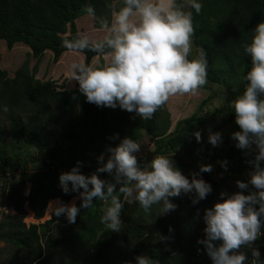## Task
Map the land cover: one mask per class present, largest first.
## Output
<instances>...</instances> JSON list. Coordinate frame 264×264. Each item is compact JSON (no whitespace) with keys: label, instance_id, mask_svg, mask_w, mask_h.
<instances>
[{"label":"trees","instance_id":"1","mask_svg":"<svg viewBox=\"0 0 264 264\" xmlns=\"http://www.w3.org/2000/svg\"><path fill=\"white\" fill-rule=\"evenodd\" d=\"M111 2L114 0H0V41H4L8 49L23 44L29 50L18 69L9 74L0 69V105L8 109L7 112L0 109V118L8 122L14 140L22 139L37 150L33 157L10 160L5 131L0 124V179L11 178L5 180V199L15 212L0 223V239L14 249L11 264H122L123 261L134 264V257L138 255L148 256L157 264H195L199 260L203 246L196 241L199 230H191L190 222L200 214L203 216L202 206L210 209L214 205L208 197L196 205L185 195L170 198L176 205L175 210L150 222L136 221L135 215L142 217L139 204L134 202L129 206L121 197L123 227L119 233H112L100 224L103 202L95 199L93 207L81 209L75 223H68L63 215L53 214L41 225L26 227L22 222L26 215L24 204L35 219L43 217L47 203L48 212L57 205L58 199L71 204L76 194L61 192L58 172H68L79 161L81 173L90 175L88 167L97 168V157L101 155L107 160V149L116 147L123 138L140 142L148 137L154 146L153 156L179 155L181 163L175 166L180 171L186 170L183 175L189 178L190 173L199 171L200 161L214 162L218 170L226 173L229 193L240 191L236 181L249 179L252 168L248 160L254 158V153L239 150L234 144L227 147L217 162L216 147H202L207 144V138L200 143L189 140L192 133L201 132L207 125L199 113L176 122L170 131L169 114L163 107L151 120L145 121L119 108L87 103L78 93L77 84L74 89L57 90L54 81L35 78L46 52L52 54L54 63L67 52L61 46L62 40L78 35L75 21L87 15L83 8L92 5L97 16L110 15L107 3ZM201 3L199 14L186 9L192 11L193 47L206 51L207 79L222 87L231 109L230 101L243 92L246 86L243 77L250 67L241 46L249 41L255 26L264 21V0H201ZM82 56L89 64L95 58L91 52ZM30 59L35 60L31 68ZM208 100L203 101L202 106ZM224 112L225 109L215 111L211 118ZM236 129L240 130L238 125ZM223 161H227L226 170L220 166ZM34 162L40 163L38 171L28 173V164ZM200 176L207 182V173ZM100 178L111 180L104 173ZM25 183L31 184L27 196L22 195ZM215 189L212 188L211 193ZM261 231L264 233V228ZM160 236L167 238V251L159 242ZM262 242L264 235L257 243L264 254ZM121 248L125 252L120 259L114 254ZM241 251L248 252L247 249ZM68 253L74 255L66 258Z\"/></svg>","mask_w":264,"mask_h":264},{"label":"clouds","instance_id":"2","mask_svg":"<svg viewBox=\"0 0 264 264\" xmlns=\"http://www.w3.org/2000/svg\"><path fill=\"white\" fill-rule=\"evenodd\" d=\"M202 7L201 0H114L107 3L110 15L97 16L94 7L86 5L83 11L99 25L95 32L100 35L81 32L63 39L61 44L69 53L95 54L91 64L73 60L67 66L78 93L87 103L119 108L145 121L151 120L171 97L196 95L209 83V62L203 48L195 49L194 54L192 11L186 9L199 14ZM241 47L250 67L243 77V92L230 101L234 122L240 129L232 133L231 139L237 149L254 153V158L249 161L252 171L247 182L236 181L240 191L220 193L222 202L203 212L204 238L197 243L212 264H264L259 250L252 247V242L264 235V21L255 26L249 41ZM0 109L8 111L3 105ZM192 135L197 143L201 142L200 131ZM207 143L219 146L222 134L208 130ZM141 147V143L126 137L107 149V160L103 155L97 157L99 166L90 175L81 173L79 161L61 173V192L76 194L80 205L58 199L52 214L75 223L81 209H89L94 199L99 200L103 202L100 224L119 233L123 227L121 197L129 204L137 202L146 214L159 205L158 215H166L176 208L170 198L185 195L196 205L211 194V185L200 175L210 173L212 165H201L189 178L165 155L154 156L147 164L138 163L136 154ZM220 166L226 170L227 161ZM101 173L111 180L101 179ZM241 249H251L252 259ZM134 264L157 261L138 255Z\"/></svg>","mask_w":264,"mask_h":264},{"label":"rangeland","instance_id":"3","mask_svg":"<svg viewBox=\"0 0 264 264\" xmlns=\"http://www.w3.org/2000/svg\"><path fill=\"white\" fill-rule=\"evenodd\" d=\"M93 19L87 15L82 16L81 18L77 19L75 21V25L77 28V33H87V34H93V35H100L95 32V27L93 24ZM193 49H195L193 47ZM28 48L23 44H15L12 49H8L5 45L4 41H0V69L6 70L7 73L13 72L14 70L18 69L19 66L23 63L25 60V55L28 52ZM195 54V50H194ZM190 59L193 57L190 56ZM73 60L76 61H84V58L82 55H76L74 53L66 52L61 55V57L58 59L56 63L52 61V54L48 51L44 54L43 58L40 61V64L37 69V73L35 74V78L45 81V80H51L55 82V87H57V90L63 89H74L77 87L76 82L72 81L71 78L68 75L67 66L70 62ZM93 60L91 61V63ZM35 63V60L30 59L29 61V67L31 68ZM90 63V64H91ZM11 77V75H10ZM217 85H214L212 83H208L204 88L200 89L196 95H185V96H174L169 99L167 104L163 106V109L169 114V119L171 122L170 131L173 130L174 125L176 122L189 118L191 115L195 113H199V116H203L205 120L207 121V125L201 130L202 139L201 141L205 140L208 135V130H211L212 132H219L222 134V143L216 147L215 150V158L217 162L219 161L220 157L224 153V151L227 149L228 146H233L235 144V141L231 139V135L234 132H237L236 124H235V116L232 113V110L228 108L225 95L223 93V89L220 86L218 89L216 87ZM207 103L202 106V102L207 100ZM225 109V112L220 115L214 116V119L211 118V114L215 111H222ZM229 118L231 121H229ZM0 124L2 125L3 130L5 131V141L7 142L9 146V159L10 160H20L23 158H27L28 155L33 157L37 154V150L35 147H32L31 145L25 144V142L22 139L14 140L12 137V129L9 126L8 122L4 120V118H0ZM189 140H195L193 135L189 137ZM139 143H141V151L137 153V159L138 163L141 164H147L150 163L151 160L154 158L152 155V152L154 150V146L152 143L149 142V138L145 137L143 138ZM203 148L210 149V144H204L202 145ZM169 158H171L175 164L181 163L180 157L177 154H168L166 155ZM141 159H144L141 161ZM140 160V161H139ZM252 159L248 160L251 161ZM205 161V162H204ZM200 161L201 165H209L207 164L206 160ZM184 163V161H183ZM247 163V162H246ZM247 163V164H248ZM250 164V163H249ZM38 165L40 163H31L28 164L26 171L28 173H36L38 171ZM212 165V171L208 174L207 183L211 185L215 191L208 195L207 197L209 200L213 203H219L222 202L219 199L220 193H227V194H234L238 191H233L232 193L228 192L229 189V183L226 179V173L218 170L217 165L211 163ZM251 166V164H250ZM199 167V166H198ZM197 168V167H196ZM252 168V166H251ZM89 174L95 172V167H88ZM186 170H181L182 174L185 173ZM64 172H58V176ZM10 174H7L9 176ZM19 176V173L16 174V178ZM200 178L204 179L200 176ZM10 180L11 178H1L0 179V223L7 217H11L15 215V212L12 208H10L7 205L6 199H5V180ZM31 184L25 183L23 186L22 195L27 196L30 191ZM246 194V192H245ZM71 201V200H70ZM69 201V202H70ZM73 202L78 206L79 199L77 196L73 198ZM72 202V203H73ZM129 204V203H128ZM132 204V203H131ZM206 205V204H205ZM57 206V205H55ZM53 206L52 208H54ZM130 206V204H129ZM24 209L26 211V215L23 216L22 222L26 225V227L30 225H41L44 222L51 219L52 211L48 212V203L45 210V213L41 219H35L34 214L32 211H30L27 208V205L24 204ZM159 205L153 206V213L150 214L144 213L142 210H140L142 213V217L139 215H135L134 219L136 221H143V222H150L154 218L159 217ZM201 209H206V206H202ZM191 230H199V236L196 238V241L199 239L204 238L203 234V228L205 225L203 224L202 220V214H200L198 217L191 220ZM190 232V231H189ZM58 239V238H57ZM258 241H260V238L257 241L252 242V247L259 250L261 253L260 258L264 260V254L257 246ZM160 244L163 245V250L167 251L166 244L168 243L167 240L159 241ZM219 244V242H216ZM261 246H264V242H262ZM114 256L122 258L125 249L121 248L119 250H115ZM246 256L249 260L252 259L251 256V249H247ZM14 249L13 247L5 242L3 239H0V264H11L9 261L10 259L14 258ZM74 254H67L66 258L71 257ZM91 260V259H90ZM86 264H94L92 262H87ZM122 264H129V261H123ZM195 264H212L210 258L206 255L204 249H203V255L199 257V260L195 262Z\"/></svg>","mask_w":264,"mask_h":264},{"label":"built area","instance_id":"4","mask_svg":"<svg viewBox=\"0 0 264 264\" xmlns=\"http://www.w3.org/2000/svg\"><path fill=\"white\" fill-rule=\"evenodd\" d=\"M144 159H141V161H143ZM64 172V171H63Z\"/></svg>","mask_w":264,"mask_h":264}]
</instances>
